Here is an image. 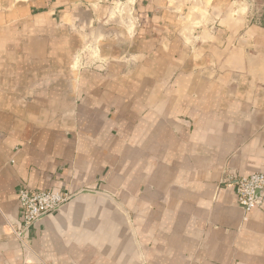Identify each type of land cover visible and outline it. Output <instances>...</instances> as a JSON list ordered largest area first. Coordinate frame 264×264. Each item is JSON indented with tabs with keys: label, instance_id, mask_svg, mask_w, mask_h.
<instances>
[{
	"label": "crops",
	"instance_id": "1",
	"mask_svg": "<svg viewBox=\"0 0 264 264\" xmlns=\"http://www.w3.org/2000/svg\"><path fill=\"white\" fill-rule=\"evenodd\" d=\"M110 1L0 0V264H264V191L246 215L224 185L264 172V0H194L192 45L186 0H135L133 76L45 77L70 7ZM23 186L77 197L20 240Z\"/></svg>",
	"mask_w": 264,
	"mask_h": 264
},
{
	"label": "rangeland",
	"instance_id": "2",
	"mask_svg": "<svg viewBox=\"0 0 264 264\" xmlns=\"http://www.w3.org/2000/svg\"><path fill=\"white\" fill-rule=\"evenodd\" d=\"M193 1L186 0L187 4L177 11L175 28L181 34H176L174 40L182 41L186 45L196 44V38L204 28L203 24L208 22L206 17L202 16V7L195 5ZM98 5L92 8L75 3L70 7V23L57 27L56 34L50 36L49 44L74 46L76 50L60 54L59 61L57 54L48 52L45 59L54 58L53 61L59 62V66L44 69L45 77H52L53 73L58 72L62 80L72 79L78 90L82 86L83 77L111 75L110 68L115 65L123 68L124 75L133 76V66L135 68L144 60V56H148L142 44H146L149 36L139 31L140 26L134 20L135 0L110 1L107 11L111 17L104 20L95 14L98 12ZM101 5H104L103 2ZM13 55L0 52V71L5 66L18 64L19 54Z\"/></svg>",
	"mask_w": 264,
	"mask_h": 264
},
{
	"label": "built area",
	"instance_id": "3",
	"mask_svg": "<svg viewBox=\"0 0 264 264\" xmlns=\"http://www.w3.org/2000/svg\"><path fill=\"white\" fill-rule=\"evenodd\" d=\"M224 185L234 190L237 201L246 215L261 206L262 200L259 196L264 191V172L248 176H233L224 182ZM72 196L73 194L70 192L36 191L28 186H23L19 190L22 226L17 232L18 238L24 240L36 222L64 204Z\"/></svg>",
	"mask_w": 264,
	"mask_h": 264
},
{
	"label": "water",
	"instance_id": "4",
	"mask_svg": "<svg viewBox=\"0 0 264 264\" xmlns=\"http://www.w3.org/2000/svg\"><path fill=\"white\" fill-rule=\"evenodd\" d=\"M83 192H85V191H83ZM83 192H81V193H83ZM76 197H77V196L73 195V196H72L69 200H67L64 204H62L61 206H59L57 209H55V210L52 211L51 213L47 214L46 216L42 217L39 221H41V220L44 219L45 217H48V216H51V215L57 213V212L60 211L64 206H66L67 204L73 202V201L75 200ZM39 221H38V222H39ZM38 222H36V223H38ZM36 223H35V224H36ZM33 226H34V225H33Z\"/></svg>",
	"mask_w": 264,
	"mask_h": 264
}]
</instances>
